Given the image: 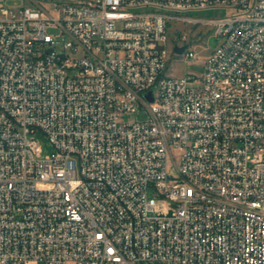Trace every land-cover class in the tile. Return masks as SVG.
Here are the masks:
<instances>
[{"label":"built area","instance_id":"built-area-1","mask_svg":"<svg viewBox=\"0 0 264 264\" xmlns=\"http://www.w3.org/2000/svg\"><path fill=\"white\" fill-rule=\"evenodd\" d=\"M0 1V264H264V0Z\"/></svg>","mask_w":264,"mask_h":264},{"label":"rangeland","instance_id":"rangeland-1","mask_svg":"<svg viewBox=\"0 0 264 264\" xmlns=\"http://www.w3.org/2000/svg\"><path fill=\"white\" fill-rule=\"evenodd\" d=\"M51 1L55 0H3L5 6L13 7L15 10L19 11L20 8L24 7H38V4L45 9H50ZM60 1V0H57ZM1 3V1H0ZM230 13L229 9L225 8H208L198 11H194L191 14L194 16L216 19L219 17L226 16ZM169 44H174L176 42H181L180 36L185 33L187 38L185 42H189L195 45L200 57L196 61H188L186 63H180L179 59L171 58L168 62L167 73H172L177 76L184 75L186 73H194L199 76L203 69L204 64L209 53L219 44L220 38L213 34L207 27L201 24H187L182 22H169ZM146 114L143 111H138L134 113H124L121 116V121H130L135 119H144ZM37 138L41 145L42 156H46L53 151V147L48 138L42 134H37ZM174 173V170H172ZM149 195L156 196L152 188L149 189Z\"/></svg>","mask_w":264,"mask_h":264},{"label":"water","instance_id":"water-1","mask_svg":"<svg viewBox=\"0 0 264 264\" xmlns=\"http://www.w3.org/2000/svg\"><path fill=\"white\" fill-rule=\"evenodd\" d=\"M187 48V44L178 46L176 45L174 47V51L177 53H182L185 49ZM145 97L149 100V101H153V89H151L149 92L145 93Z\"/></svg>","mask_w":264,"mask_h":264},{"label":"bare ground","instance_id":"bare-ground-1","mask_svg":"<svg viewBox=\"0 0 264 264\" xmlns=\"http://www.w3.org/2000/svg\"><path fill=\"white\" fill-rule=\"evenodd\" d=\"M232 90H239V83H232ZM174 153H181V146H174Z\"/></svg>","mask_w":264,"mask_h":264}]
</instances>
